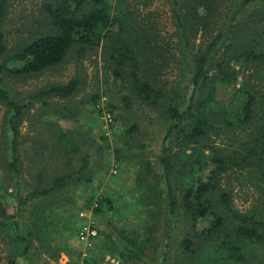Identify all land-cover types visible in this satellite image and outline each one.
<instances>
[{"label":"rangeland","instance_id":"374dc122","mask_svg":"<svg viewBox=\"0 0 264 264\" xmlns=\"http://www.w3.org/2000/svg\"><path fill=\"white\" fill-rule=\"evenodd\" d=\"M47 1L11 0L2 23L9 54L14 55L33 39L52 31L44 11ZM128 1L132 11L128 25H121V29L117 27L116 33L127 29L133 38H137L132 45L140 63L136 73L148 81L154 79L153 86L164 91L156 107L136 93L131 82V66L122 69L119 76L115 75L117 66L104 42L89 49L82 59L77 56L78 48L73 47L62 64L41 74L5 76V88L11 99L18 103L27 102L31 95L49 86L67 84L73 79L81 81L73 98L35 101L23 116L18 177L9 167L12 133L8 120L11 113L0 102V201L8 206L9 214H16L20 194L43 190L54 178L76 171L82 157L91 156V168L69 182L62 192L29 209L21 225L34 234L31 258L20 255V244L10 231L0 230V264H234L235 260L224 248V244L231 241L243 248L248 259L246 264H264L263 246L237 239L236 223L227 213L226 226L212 240L201 244L183 211L174 216L168 199L157 196L159 189L165 194L169 189L161 163L164 141L172 124L167 111L170 107L184 110L191 102L196 107L206 100L210 91L206 83L192 98V54L207 50L221 31L220 25L228 21L225 17L237 13L238 20L233 23L235 26L230 29L225 44L213 51L216 58L211 63L210 74L218 76L217 64L223 59L222 53L235 38L245 39L248 25L258 29L251 37L261 38L264 0H255L246 7H242L244 0H225L219 23L209 29L200 26L192 35L180 27L172 0ZM259 13L263 21L254 23ZM241 64L240 80L244 76L248 81L252 76L251 85L264 92V71L250 63ZM9 65L13 68L11 61ZM230 65L239 69L234 61ZM258 71L261 72L259 76ZM241 86L239 81L236 87ZM212 87L217 92L216 102L222 107L229 110L233 103L239 104L232 97L236 91L233 84H220L217 80ZM123 93L131 97L136 109L124 104ZM107 110L113 116L112 123L105 120ZM211 116L216 131L211 133L209 143L232 154L244 151V142H235L242 130L237 126L230 128L222 121L225 118L237 122L235 114L220 118L218 112ZM178 142L176 135L166 142L173 155L180 151ZM143 145L148 148H142ZM193 153L192 149L186 151V154ZM204 155L210 159L214 152L205 150ZM211 169L210 163V167L198 174L203 182L208 180ZM244 173L234 172L232 177L224 174L221 186L231 193L235 210L264 216V186L252 182L247 172ZM221 193L217 191L211 195L217 208ZM181 194L179 187L175 192L179 202ZM92 197L95 200L105 197L112 205L106 203L102 212L96 213L95 202L88 204ZM64 199L70 202L64 205ZM37 207L39 211H34ZM90 223L98 229V237L94 246L88 248L80 241L79 233ZM204 226H208V221L201 224V228ZM122 234L143 247L146 261L120 256L118 251L122 246L118 236ZM148 237L151 241H146ZM186 237H194L195 254L184 249L182 243Z\"/></svg>","mask_w":264,"mask_h":264},{"label":"trees","instance_id":"16d2710c","mask_svg":"<svg viewBox=\"0 0 264 264\" xmlns=\"http://www.w3.org/2000/svg\"><path fill=\"white\" fill-rule=\"evenodd\" d=\"M10 2L11 0H0V102L9 108L11 113L8 120L12 133L9 167L17 177L20 176L19 139L23 116L33 107L35 101H45L50 98H73L80 89L81 81L73 79L67 84L49 86L31 95L27 102L18 103L11 99L5 88V76L25 77L41 74L47 69L62 64L73 47L78 48L77 56L82 59L89 49L104 42L105 48L110 49L111 60L117 66L115 75L119 76L122 69L127 66L132 67L131 82L141 99L156 107L164 96V91L157 90L153 86L154 79L148 81L143 77L140 78L136 73V69L140 68V63L132 45L138 41L137 38H133L127 29L116 33L117 27L121 29V25L124 27L128 25V17L132 12L128 0H118L117 3L115 0H48L44 5V11L52 26V31L33 39L14 55L9 54L6 35L2 30L3 17ZM172 2L176 8V17L180 27L190 35L197 33L200 26L209 29L218 24L225 4V0H172ZM253 2L255 0H244L242 7L249 6ZM237 15L233 13L225 17L228 21L220 25L221 31L207 50L192 54V71H194L191 80L194 86L192 98L206 83L209 84L210 91L206 100L196 107H193L191 102L184 110L170 107L167 111L172 124L168 127V134L164 141L161 163L169 189L166 194L159 189L157 196L168 199L170 211L174 216H177L180 210L183 211L193 230L198 233L201 244L212 240L226 226L225 213H227L226 215L236 223L234 230L236 238L260 244L264 250V216L256 212L240 213L235 210L231 193L221 186L224 174L232 177L230 175L234 172L245 174V171L252 182H259L261 186H264V92H260L258 86L251 85L252 76L248 81L244 76L240 80V76L242 77L241 63L253 64L257 70L264 71V30L261 31L263 36L261 34L260 39L252 38L251 35L256 34L258 29L248 25L245 29V39L235 38L234 42L230 43L222 53L223 59L217 64L218 76L210 74L211 63L216 58V53L213 51L225 44L230 29L235 26L233 23L238 20ZM256 18L254 23L263 21L260 13ZM249 22L252 23L251 20ZM9 61L12 62L13 68L10 67ZM232 61L234 64L238 63L239 69L230 65ZM256 73L257 76L261 74L260 71ZM217 80L220 84H233L236 91L232 97L233 100H238V105L235 102L227 110L226 107L216 102L217 92L213 90L212 83L214 84ZM239 81L242 84L241 88L236 87ZM121 97L128 108L136 109L130 96L123 93ZM218 112L220 118L224 115L235 114L237 122L225 118L222 121L230 128L235 129L237 126L242 130V135L235 142H244L242 144L244 151L232 154L209 143L211 133L216 131L211 115H216ZM174 135L181 147L180 151L173 155L166 142ZM141 147L148 148L146 145ZM187 149H192L194 153L186 154ZM205 150H212L213 157L208 159L204 155ZM186 157L189 159L187 160ZM210 163L212 165L210 176L206 182H203L198 174L210 167ZM90 168L91 156L86 155L82 157L81 164L76 171L54 178L49 187L43 190L27 191L24 194L19 193L16 214H9L8 206L0 201V230H8L12 233L14 240L20 244L21 256L32 257L31 247L34 234L27 226L21 225L27 212H30L29 209L52 195L62 192L69 182L88 173ZM179 187L182 189L181 202L175 195ZM217 191L222 192L218 208L211 199V195ZM69 202V199L63 200L64 205ZM94 202L96 213H101L106 203L112 205V202L105 197L96 200L92 197L88 200V204ZM34 211H39L38 207ZM207 221L208 226L201 228V224L204 225ZM149 238L146 241H151ZM118 239L122 250L117 251L123 259L134 257L146 261L143 247L139 246L134 239L125 234L119 235ZM193 239L194 237H186L182 243L184 249L191 254H195L196 245ZM224 248L227 249L228 256L235 260L234 264L247 263L248 259L243 254V248L237 243L231 241L224 244Z\"/></svg>","mask_w":264,"mask_h":264},{"label":"built area","instance_id":"2783aa9c","mask_svg":"<svg viewBox=\"0 0 264 264\" xmlns=\"http://www.w3.org/2000/svg\"><path fill=\"white\" fill-rule=\"evenodd\" d=\"M105 120L107 122H113V116L112 114L107 110ZM98 237V229L93 224H87L85 225L80 233H79V239L80 241L88 248L93 246L94 240ZM104 264H107L106 262Z\"/></svg>","mask_w":264,"mask_h":264}]
</instances>
